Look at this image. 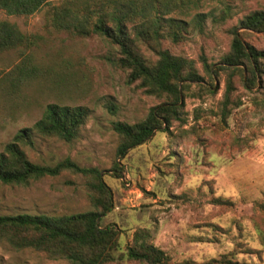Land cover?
Segmentation results:
<instances>
[{"label": "rangeland", "instance_id": "1", "mask_svg": "<svg viewBox=\"0 0 264 264\" xmlns=\"http://www.w3.org/2000/svg\"><path fill=\"white\" fill-rule=\"evenodd\" d=\"M222 1L232 7L228 19L219 20L224 9L220 1L206 2L201 11L210 16L204 32L188 36L180 45L169 41L164 45L172 54L195 61L203 78L183 97V121L174 122L168 133H155L124 157L117 155L120 137L113 124L137 123L160 101L128 84L126 74L106 62L108 49L102 39L47 33L48 8L30 17L0 11V20L40 37L29 55L33 64L47 72L16 95L0 93V152L20 129L35 124L48 104L89 109L88 122L73 142L34 135V147L24 151L37 165L55 168L71 161L82 169L101 172L114 197V208L101 225L118 232V250L111 264H136L117 257L138 230L149 231L151 243L172 264H222L226 258L241 264H264V212L259 210L264 204V74L253 88L235 78L234 106L224 117L226 75L211 81L200 61L205 56L211 65H217L230 50V30L245 15L264 9V0ZM239 33L245 43L264 51V33ZM19 62L15 52L0 54V77ZM235 124L242 129L237 130ZM173 155L181 158L175 160ZM114 162L123 168L119 179L112 172ZM89 181L81 173L64 170L26 186L0 183V217H56L93 211ZM248 249L261 255L250 254ZM0 264L71 263L1 243Z\"/></svg>", "mask_w": 264, "mask_h": 264}, {"label": "trees", "instance_id": "2", "mask_svg": "<svg viewBox=\"0 0 264 264\" xmlns=\"http://www.w3.org/2000/svg\"><path fill=\"white\" fill-rule=\"evenodd\" d=\"M214 1L224 5L219 20L225 21L230 17L232 7L222 0H57V3L53 0H0V11L7 16L30 17L48 8L45 14L47 33L51 36L64 34L72 38L102 39L108 49L106 62L113 69L124 72L128 84L160 101L137 123L113 124V130L120 137L117 155L124 157L155 133H168L174 122L183 121V97L193 84H200L203 78L195 61L172 54L164 45L166 41L180 45L188 36L202 34L210 15L202 12L201 8L206 2ZM240 30L263 34L264 9L245 15L230 30V50L217 65H211L205 56L200 58L211 81L215 76L226 75L222 103L224 117L234 106L231 97L235 91V78L253 88L264 74V51L245 43ZM39 42V36L23 32L9 20H0V54L15 52L20 60L4 77H0L2 95H16L23 87L46 76L47 72L33 64L29 55ZM207 92L212 93L211 89ZM89 117L90 111L84 106L48 104L41 118L31 127L20 129L0 152V183L26 186L30 181L57 176L64 170L81 173L90 179L89 197L94 210L56 217L1 216L0 244L6 243L15 250L31 249L52 259L63 258L71 264H111L115 261L118 232L112 226L101 225L103 217L114 208V197L101 172L82 169L71 161L60 163L55 168L37 165L24 151L25 147H34V135L42 140L56 138L66 143L73 142L80 136ZM235 127L242 129L239 124ZM173 157L175 160L181 158L179 155ZM112 172L121 178L123 168L119 162H114ZM215 201L223 204L221 199ZM259 210L264 212V204L259 205ZM151 240L149 231H136L132 243L117 259L136 264H172L168 255L154 246ZM248 250L250 254L261 255L255 249ZM222 264L241 263L226 258Z\"/></svg>", "mask_w": 264, "mask_h": 264}]
</instances>
